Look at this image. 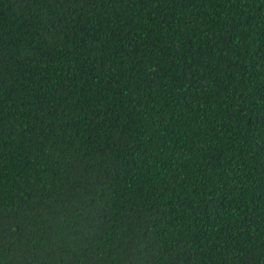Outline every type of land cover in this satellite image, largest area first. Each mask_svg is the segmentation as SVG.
I'll return each instance as SVG.
<instances>
[{"label":"trees","instance_id":"trees-1","mask_svg":"<svg viewBox=\"0 0 264 264\" xmlns=\"http://www.w3.org/2000/svg\"><path fill=\"white\" fill-rule=\"evenodd\" d=\"M0 264H264V0H0Z\"/></svg>","mask_w":264,"mask_h":264}]
</instances>
